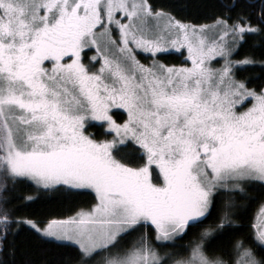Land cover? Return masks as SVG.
I'll return each mask as SVG.
<instances>
[{
  "label": "snow or ice",
  "instance_id": "obj_1",
  "mask_svg": "<svg viewBox=\"0 0 264 264\" xmlns=\"http://www.w3.org/2000/svg\"><path fill=\"white\" fill-rule=\"evenodd\" d=\"M203 6L0 0V264H264V0Z\"/></svg>",
  "mask_w": 264,
  "mask_h": 264
},
{
  "label": "trees",
  "instance_id": "obj_2",
  "mask_svg": "<svg viewBox=\"0 0 264 264\" xmlns=\"http://www.w3.org/2000/svg\"><path fill=\"white\" fill-rule=\"evenodd\" d=\"M162 3L177 4L184 6L183 15L188 17L206 16L210 14V8L204 7V4L210 5L214 0H160ZM86 199V198H81ZM35 207L41 210L56 209L59 207L57 201L42 202ZM258 210L257 205H253L249 210V215H254ZM23 241L22 247L25 249L26 255L17 254V261H23L25 259H31L35 264L43 259H47L51 264H59L62 255H68L71 249L57 248L54 245L43 244L35 240H24V237L19 238Z\"/></svg>",
  "mask_w": 264,
  "mask_h": 264
}]
</instances>
